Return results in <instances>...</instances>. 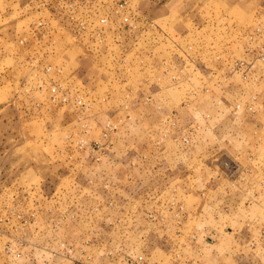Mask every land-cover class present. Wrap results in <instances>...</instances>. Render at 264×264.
Returning <instances> with one entry per match:
<instances>
[{
    "label": "rangeland",
    "instance_id": "rangeland-1",
    "mask_svg": "<svg viewBox=\"0 0 264 264\" xmlns=\"http://www.w3.org/2000/svg\"><path fill=\"white\" fill-rule=\"evenodd\" d=\"M27 3L0 0V264H200L178 245L215 239L264 264V0H54L20 44Z\"/></svg>",
    "mask_w": 264,
    "mask_h": 264
},
{
    "label": "crops",
    "instance_id": "crops-1",
    "mask_svg": "<svg viewBox=\"0 0 264 264\" xmlns=\"http://www.w3.org/2000/svg\"><path fill=\"white\" fill-rule=\"evenodd\" d=\"M7 6V5H6ZM8 7V6H7ZM11 8V6H9ZM5 10L6 7H5ZM5 12V11H4ZM8 11H6L7 13ZM5 14V13H4ZM7 26H4L0 29V31L2 30H6ZM168 201L170 200L169 197H167ZM165 201V200H163ZM196 201H199L200 203L198 204L199 207H201L202 211L199 210V215H192V213H188L186 210H181V218L183 217L184 219L181 221L182 225H183V230L182 231H186L187 228H185L187 226V223L189 222V219L191 217H194L196 219H199L200 216L201 220H197L195 224L196 226H203L204 223L201 224V222H204L203 220V207L205 206V202L206 200H204L203 196H199L196 198ZM170 206V205H169ZM167 206V208L169 207ZM184 206V205H183ZM169 209V208H168ZM185 209V208H184ZM170 212V211H169ZM198 212V211H197ZM176 217H178V215H174L173 213H168L165 214V210H163V212H161L160 210L158 211L157 215H156V220L151 223V227L153 228L152 231L154 232H159L157 230L158 229V225L163 226L164 229L168 230V231H173L174 227H178V225L175 223L176 221ZM238 217V214H232L231 212L227 213V218H226V222L228 221L229 224H231L232 222H236V219ZM216 223V222H215ZM217 227L215 228L216 230L214 231V233L219 232L221 234V232L223 231H227L230 233H233L232 230H230L229 225H225V228H221L222 226H220L217 222ZM182 229V227H181ZM163 230V229H162ZM165 231V230H164ZM176 232V231H175ZM219 238V237H218ZM222 238V236H221ZM180 239V238H179ZM211 243H199V244H195L193 245H189L186 247H182V249H180V245H178L179 250L182 251V253L184 254H189V253H193L196 257L199 256L200 259V264H238L239 262L237 261V256L235 254V252H231L230 250H232V246H229V242H223L221 239H215L213 241H210ZM224 251V252H223ZM177 253H173V255H176ZM172 263L174 264H180V261L174 260ZM154 264H166L162 261H157V263ZM168 264H171V262H169ZM185 264H197L196 261H186Z\"/></svg>",
    "mask_w": 264,
    "mask_h": 264
},
{
    "label": "built area",
    "instance_id": "built-area-1",
    "mask_svg": "<svg viewBox=\"0 0 264 264\" xmlns=\"http://www.w3.org/2000/svg\"><path fill=\"white\" fill-rule=\"evenodd\" d=\"M27 2L28 3L26 5L30 6L31 9L34 10L36 17L29 24H27L23 32H20V36L17 40L20 44H26V42L34 40L38 42L44 40V34L41 31L48 28L52 20L41 17L39 14H41L43 10H47L52 16L55 11L54 0H27ZM27 33H29V35H27ZM50 70L51 66L47 68V71Z\"/></svg>",
    "mask_w": 264,
    "mask_h": 264
}]
</instances>
